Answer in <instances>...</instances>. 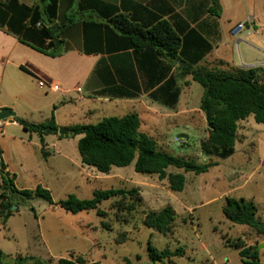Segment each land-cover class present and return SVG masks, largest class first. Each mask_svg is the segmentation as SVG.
I'll list each match as a JSON object with an SVG mask.
<instances>
[{"label":"crops","instance_id":"crops-1","mask_svg":"<svg viewBox=\"0 0 264 264\" xmlns=\"http://www.w3.org/2000/svg\"><path fill=\"white\" fill-rule=\"evenodd\" d=\"M18 1L27 6L43 5L42 0ZM87 1L60 0V17L56 23L61 26L69 25V28L65 30L63 43L57 40L60 43L57 46L63 48L62 55L58 57L49 56L24 44L9 33L7 28H0V110H10L16 117L32 124L46 123L54 118L59 129L69 130L76 125H89L90 118L102 108L106 109L109 104L115 107L125 104L139 105L141 111L135 113L140 117L141 128L143 119L140 112L149 116L148 121L152 125L160 123L159 115H182L175 108L180 103L181 94H189L193 87L192 78H180L177 74L178 65L169 63L154 49L147 48L136 52L129 45V40L108 21L100 18L94 10L87 7L80 9V5ZM98 1L117 8L119 13L143 26H151L158 19H166L182 37L194 30L209 45L199 65L222 70L264 68V0H219L218 16L210 12L212 0ZM67 18L72 19L73 24H69ZM89 22L102 24V29L86 34L84 26ZM239 23H244L245 27L237 36H233L232 30ZM105 25L111 28L108 40L105 36ZM189 41V50L192 52L194 43L198 40ZM235 51L240 63L236 61ZM171 77H175V85L166 86ZM30 80L37 92H33V87L31 92L26 85ZM39 80H44L48 85H56L58 89L53 90L48 86L41 88L38 86ZM129 83L138 87L136 97H116L104 93L111 86L129 88ZM176 92L180 94L178 102L173 106L165 104L161 94ZM77 103L81 106L79 117H76L78 112L68 114L70 105ZM244 123L245 121L240 125ZM145 133L152 137L147 131ZM60 136L45 137V150L49 155L44 158L38 134L27 132L14 118L2 122L0 162H4L6 171L16 176L15 186L18 190L43 187L53 194V182L59 179L61 190H65L69 185V167L74 174H87L89 177L98 178L95 168L84 165L82 158L66 153L64 142L69 137ZM109 176L110 173L105 177ZM116 178L122 180V177ZM147 184L148 182H144L135 188L140 189L142 195V186ZM1 185L0 175V192ZM76 185L78 186L77 183ZM17 208L19 211L6 222L0 219V250L6 258L12 254L7 251L12 247L11 238L17 240L20 234L27 240L26 247L20 245L14 251L20 262L57 264L63 258V252H71L84 258L81 251L75 248L56 252L41 233V227L36 238L43 244L44 250L32 254V243L29 241L32 238V217L28 216L27 210L22 209L21 204ZM38 222L40 226V221ZM124 222L127 223L128 219L124 218ZM85 226L96 228L89 222ZM93 242V249H96L100 241ZM23 252L27 253L24 255Z\"/></svg>","mask_w":264,"mask_h":264},{"label":"trees","instance_id":"trees-1","mask_svg":"<svg viewBox=\"0 0 264 264\" xmlns=\"http://www.w3.org/2000/svg\"><path fill=\"white\" fill-rule=\"evenodd\" d=\"M43 5L27 6L18 0H0V28H7L22 43L27 44L49 56L62 55L63 48L57 46V40L63 43L62 38L69 25L61 26L56 23L60 17V0H42ZM86 4V6L84 5ZM94 10L100 18L108 21L114 29L129 40V45L136 52L144 49H154L157 54L171 64H177V74L184 79L188 76L204 89L200 101V110L204 113L208 125V137L201 143L202 153L208 157L228 159L236 152L239 141L240 123L253 117L258 124H264V68L251 67L247 69L222 70L199 65L209 49L208 43L194 30L189 31L186 37L175 29L166 19H158L151 26H143L134 22L127 15L119 13L118 9L98 0H88L80 5ZM210 12L220 14L219 0H212ZM73 24L72 19H66ZM102 24L85 23L84 31H100ZM111 28L105 25V36L108 40ZM189 40H198L194 49L189 50ZM101 50V49H100ZM90 53L89 49H86ZM175 77H171L166 86H174ZM129 88L111 86L104 93L116 97H136L138 87L129 83ZM167 105H175L179 95L161 94ZM29 133L40 136L42 154L48 157L45 150V137L59 135V127L52 118L42 124L28 123L19 117L14 118ZM73 132L67 136L80 135L78 150L84 165L95 168L98 172L109 174L114 167L125 168L132 163L138 173L156 175L161 181L168 180L169 189L174 192L184 191L187 183L186 174L196 175L209 171L218 165L217 162L199 164L195 160L176 157L161 151L157 141L141 130V120L138 114L133 113L124 117L104 118L96 125H76L70 128ZM1 157V151H0ZM174 167L183 172L168 173ZM0 175L2 178L0 192V219L6 222L9 217L19 210L13 209L20 205V200H34L40 198L51 206L74 215L85 211L95 210L98 216L106 218L107 214L101 209L104 201L120 199L118 210L133 211L141 206L143 201L138 188L96 190L94 197L81 200L75 195L67 199L54 202L51 192L43 187L35 190H18L15 186L14 174L6 171L1 161ZM135 196H138L136 199ZM131 200V205L122 208L124 199ZM224 215L234 224L247 225L258 236L264 235V221L258 217V209L252 200L229 196L226 198ZM176 211L167 206L160 211L151 210L145 214L146 227L163 234L171 232L175 227ZM118 244L125 243L126 237ZM228 246L239 251L241 261L245 264H260L258 246L248 245L242 239L231 241L226 239ZM150 261L155 264H169L172 258L185 255L183 248L176 250H158L148 243ZM73 254V253H71ZM5 254L0 250V264H5ZM27 264V263H24ZM57 264H102L89 262L81 256L71 255L61 258ZM130 264V263H129Z\"/></svg>","mask_w":264,"mask_h":264},{"label":"rangeland","instance_id":"rangeland-1","mask_svg":"<svg viewBox=\"0 0 264 264\" xmlns=\"http://www.w3.org/2000/svg\"><path fill=\"white\" fill-rule=\"evenodd\" d=\"M235 57L240 63L236 51ZM26 85L32 92V81L26 82ZM37 91L33 87V92ZM203 94V87L193 82L189 94H181L180 103L175 108L182 115H159L160 123L157 125H152L148 121L149 116L140 112L143 119L141 130L144 133L147 131L157 141L161 151L195 160L199 164L217 162V166L199 175L187 173L186 187L182 192L169 189L168 180L161 181L156 175L136 172L134 163L125 168L114 167L109 177L97 171V179L87 174H74L69 167V185L65 190H61L60 179L58 184L53 182L52 197L56 203L70 195L89 200L94 197L96 190L132 189L148 182L142 186L141 206L133 211H120V199H110L101 205L107 214L106 218L98 216L95 210L81 212L75 217L58 206L51 207L40 198L20 200L22 209L27 210L28 216L32 217V238L29 240L32 243V254L44 250L43 244L36 238L41 227V233L56 252L75 248L81 251L85 260L103 264H148L149 242L158 250L184 249L185 255L172 258L169 264H245L241 261L239 251L228 246L226 239H242L248 245L258 246L259 262L264 264V249H259L260 244L264 243V235L258 236L251 227L234 224L224 215L226 198L232 196L254 201L258 217L264 221V124H258L250 117L244 125H240L239 141L233 156L228 159L208 157L201 150V143L208 137L206 118L200 110ZM80 111L79 103L71 104L68 114L78 112L76 117H79ZM137 111H141V107L136 104L121 107L109 104L90 118L88 123L96 125L104 118H121ZM80 138V135L71 136L64 142L66 153L79 159ZM167 172L183 171L170 167ZM115 174L122 177V180L117 179ZM131 203L128 198L124 199L121 207L127 208ZM167 206H172L176 211L175 227L171 232L163 234L145 226L144 217L147 212L160 211ZM124 218L128 219L127 223ZM88 222L96 228L85 226ZM123 235L126 237L125 243L118 244V241L124 239ZM17 237V240L11 238L12 247L7 251L12 254L5 259V264H24L17 260L14 251L20 245L26 247L27 240L21 234ZM93 240L100 241L96 249H93ZM26 253L23 252L24 255ZM71 255L74 253L62 254L63 258Z\"/></svg>","mask_w":264,"mask_h":264},{"label":"water","instance_id":"water-1","mask_svg":"<svg viewBox=\"0 0 264 264\" xmlns=\"http://www.w3.org/2000/svg\"><path fill=\"white\" fill-rule=\"evenodd\" d=\"M57 45H60V43L57 42ZM15 116L16 114L10 110H7V109L0 110V122L11 119V118H15ZM72 132L73 131L69 129H63V128L59 129V134L61 136H67L68 134H71ZM0 166H1V162H0ZM13 209L16 210L17 206H14ZM259 249H264V243L260 244ZM148 264H155V262L150 261Z\"/></svg>","mask_w":264,"mask_h":264},{"label":"built area","instance_id":"built-area-1","mask_svg":"<svg viewBox=\"0 0 264 264\" xmlns=\"http://www.w3.org/2000/svg\"><path fill=\"white\" fill-rule=\"evenodd\" d=\"M244 27H245V24H244V23H239V24L234 28V30H232V35H233V36H237L238 33H239L242 29H244ZM38 86L41 87V88H47V86H48L50 89H53V90H57V89H58V87H57L56 85H52V84H49V85H48L44 80H39V81H38ZM2 122H3V121L0 122V131H1V129H2Z\"/></svg>","mask_w":264,"mask_h":264}]
</instances>
